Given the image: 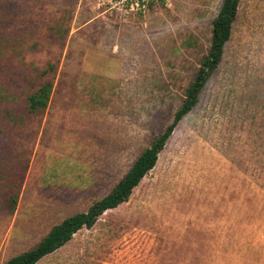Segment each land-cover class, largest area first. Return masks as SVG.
<instances>
[{
  "label": "rangeland",
  "instance_id": "obj_1",
  "mask_svg": "<svg viewBox=\"0 0 264 264\" xmlns=\"http://www.w3.org/2000/svg\"><path fill=\"white\" fill-rule=\"evenodd\" d=\"M131 2L0 0V264L110 194L183 104L223 0ZM37 264H264V0H240L129 200Z\"/></svg>",
  "mask_w": 264,
  "mask_h": 264
},
{
  "label": "trees",
  "instance_id": "obj_2",
  "mask_svg": "<svg viewBox=\"0 0 264 264\" xmlns=\"http://www.w3.org/2000/svg\"><path fill=\"white\" fill-rule=\"evenodd\" d=\"M239 3L240 0H223L217 16L212 21L209 50L195 73L192 83L186 90L183 104L175 113L172 124L152 142L150 147L142 152L113 191L92 204L86 212L69 216L59 224L54 225L35 247L12 257L3 264H37L46 256L62 248L80 230L91 229L105 212L113 210L129 200L133 190L155 167L158 156L175 127L194 108L201 90L221 63L223 48L230 40ZM47 90L48 92H46V88L42 87L35 93L34 99L31 98L33 109H45L49 94V89ZM9 201L10 206L13 207L15 198L11 197Z\"/></svg>",
  "mask_w": 264,
  "mask_h": 264
},
{
  "label": "built area",
  "instance_id": "obj_3",
  "mask_svg": "<svg viewBox=\"0 0 264 264\" xmlns=\"http://www.w3.org/2000/svg\"><path fill=\"white\" fill-rule=\"evenodd\" d=\"M132 2L130 3L131 7L133 8V6H139V4H143V2H145V0H131Z\"/></svg>",
  "mask_w": 264,
  "mask_h": 264
}]
</instances>
